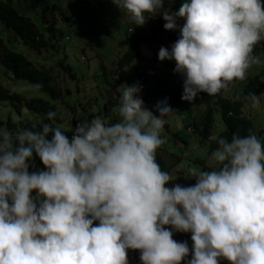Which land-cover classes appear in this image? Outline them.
<instances>
[{
	"label": "clouds",
	"instance_id": "1",
	"mask_svg": "<svg viewBox=\"0 0 264 264\" xmlns=\"http://www.w3.org/2000/svg\"><path fill=\"white\" fill-rule=\"evenodd\" d=\"M112 3L135 26L159 15L177 33L157 60L174 62L189 104L243 81L257 63L262 0H181L175 11L166 0ZM135 77L120 94L116 122L90 115L67 123L70 138L49 123L15 133L0 127V264H131L129 250L139 264H264V144L250 131L214 136L209 170L193 167L194 184L166 186L174 180L156 151L174 109L165 98L150 111L140 96L144 77ZM258 96L243 99L258 109ZM61 97L49 100L55 109ZM34 157L43 170L29 171ZM177 232L190 234L191 248L172 238Z\"/></svg>",
	"mask_w": 264,
	"mask_h": 264
},
{
	"label": "rangeland",
	"instance_id": "2",
	"mask_svg": "<svg viewBox=\"0 0 264 264\" xmlns=\"http://www.w3.org/2000/svg\"><path fill=\"white\" fill-rule=\"evenodd\" d=\"M1 1V0H0ZM14 8L19 14L29 15L35 23L38 21L31 12H27V0H12ZM59 8L65 11L67 18H71L65 23L64 31L69 36L66 42L67 58L74 73L71 76L65 74L59 66L62 59V42L60 40L54 43V48L49 52H34L23 46L22 44H13L8 31L0 23V37L5 43L8 50L20 53L32 61L36 66L44 71L57 72L58 77L63 76L67 81L62 80V92L68 93L67 96L61 97L56 105L57 115L62 125V129H69L73 122H80V119L88 117V113L95 111L92 103H86L87 99L97 101L103 100L108 106L111 102H119V97L114 95L116 92L123 91L124 86H130L131 81L135 80L137 74L144 78L140 96L145 101L147 108L152 111L157 101L166 98L168 105L174 109L171 117L167 119L164 125L161 137L164 144L160 146L159 155L165 166L168 168L167 173L174 181L169 182L166 186L171 187L173 183L187 184L192 179L189 169L197 166L193 164L195 159L204 160L205 167H210L212 161L207 153V147L199 144L198 140L189 135L186 128L196 121L204 110V106L187 107L185 101H174L167 96L166 91L172 88L182 87V80L174 74L172 69L174 62L158 61V49L163 46L168 48L177 38L174 31H164L158 35L157 41H149L150 29L157 21H163L159 15L150 18L142 26H135L126 17L122 8L112 3V0H50ZM140 35L143 39L140 42L138 57L128 67H123L121 71H117V62L128 50L130 39ZM262 41V40H261ZM260 42L256 45L259 47ZM57 51V52H56ZM257 63L251 64L246 71L247 78H251L264 69V50L259 49L254 56ZM104 67V68H103ZM102 69L106 72L105 80L102 75ZM9 72L0 66V85L5 89L20 95L23 99L29 100L40 98L49 101L48 97L37 89L29 87V84L23 81H16L8 77ZM136 74V75H135ZM72 77L71 80L69 78ZM139 82V81H137ZM108 84V85H107ZM115 85L116 92L111 90V86ZM239 85H228L221 92L209 96L211 98L210 106L213 110V137L223 131L220 120L219 111L214 107V102L218 96L227 99L237 100L242 104V116L250 121L252 133L256 134L264 144V93L259 95L260 106L258 109H252L248 101L241 99ZM105 94L107 96H105ZM239 96L240 99H235ZM103 103V104H105ZM102 104V101L99 103ZM100 106V105H99ZM104 106L98 107L99 112L103 114V119L108 122H116L119 120L118 107L108 110ZM103 108V109H102ZM155 114V113H154ZM11 118L12 122L21 121L23 123L33 122L31 117L25 110L20 114H16L8 105L0 106V120ZM212 137V138H213ZM35 169L43 170L38 164L33 163L31 171ZM178 233V232H177ZM174 233L173 236H176ZM189 235L186 237L191 248ZM221 263L226 264L225 261ZM183 264V262H182Z\"/></svg>",
	"mask_w": 264,
	"mask_h": 264
},
{
	"label": "trees",
	"instance_id": "3",
	"mask_svg": "<svg viewBox=\"0 0 264 264\" xmlns=\"http://www.w3.org/2000/svg\"><path fill=\"white\" fill-rule=\"evenodd\" d=\"M11 1L12 0L0 1V23L5 28V30L9 32L12 43L22 44L28 48L31 53L40 51L51 53L54 48V43L60 40L62 42L61 49L63 51V56L61 61H59V66H61V70L65 74L71 76L72 73L73 75L74 71L72 67L66 62V42L68 41L69 36L66 35L64 31L65 23L68 20H71V18H67L65 11L59 8L56 4L51 3L50 0H27V9L24 10L35 14V18L38 19V21L35 23L32 20L34 18H31L29 15L19 14ZM166 3L172 4L170 10L175 11L179 7L181 0H166ZM262 7H264V0H262ZM164 31L165 30L162 27V22L157 21L156 24L150 29L151 35L149 41L155 40L156 36L160 35ZM142 39L143 38L140 35H135L130 39L128 50L122 57H120L117 62V71H120L122 67L128 66L138 57L139 46ZM259 42V47L258 45L253 46V56L257 54L259 49L264 50V39ZM0 66L9 72L8 77L13 80L23 81L29 85L39 83L41 87L38 90L43 92L51 102H57L58 97L67 96V93H63L56 86L59 82H62V80L67 81L64 76L62 79V77H58L57 72L55 73L50 70L44 71L43 69L36 66L32 61H29L24 55L8 50L1 37ZM101 73L105 80L106 72L104 73L102 69ZM71 79L72 77L69 78V80ZM239 83L240 81H233L229 85H239ZM239 88L241 99L244 102H246V100L243 98L249 93L256 94L257 96L262 94L264 92V69L261 73L251 78H247L239 85ZM111 90L116 92L115 84L111 86ZM181 93L182 87L172 88L166 91L167 96L173 98V100L177 102L181 100ZM114 95L116 98H118L120 93L116 92ZM198 95V98L194 99L191 104L185 101V104L189 108L195 106L205 107L198 120L193 121L189 127L192 129V136L198 140L199 144L207 147V153L210 155L211 152L217 147L215 141L212 139V114L214 108L210 106L211 98L208 95H204L202 93ZM95 99L92 100L88 98L86 101V103H92L96 106L94 107V112L92 110V112L88 113V117L90 115L92 117L98 116V114L101 113L98 109L100 106H104L103 108L106 107L108 109L114 106H119L118 101H115V103L111 102V104L105 106L106 103L103 100L99 99L96 101ZM50 101H45L40 98L25 100L20 95L5 89L0 85V106L8 104L16 114H20L22 110H25L28 114L34 117L33 122L27 123H23L21 121L14 123L11 121V118H7L4 121L0 120V127H5L10 132L15 133L23 129L38 131L41 123H49L54 127L62 125L58 117H54L51 121L45 118L46 112H57L54 105H52ZM101 101L102 104H99ZM241 106L242 104L237 100L222 98L220 96L216 98L214 107L219 111L220 120L223 126V131L219 132L216 136L219 135L229 139L233 132H236L238 135H245L249 131L252 132L250 121L242 116ZM87 118L80 119V121H87ZM61 130L64 131L70 138L71 126L69 129L61 128ZM158 152L159 149L156 151V162L162 171L167 172L168 168L165 166L164 162H162ZM33 163L38 164L43 169L37 158H33ZM193 164L197 166L199 170H209L210 168L205 167L204 160L202 159H195ZM30 170L31 168L29 171ZM194 183V180H190L189 183L180 185L188 186ZM187 235V233H177V235L173 236L172 238L176 241H185ZM138 256L139 253L134 250H129L127 253V259L131 264H139Z\"/></svg>",
	"mask_w": 264,
	"mask_h": 264
}]
</instances>
